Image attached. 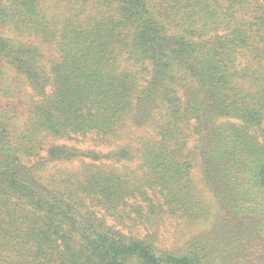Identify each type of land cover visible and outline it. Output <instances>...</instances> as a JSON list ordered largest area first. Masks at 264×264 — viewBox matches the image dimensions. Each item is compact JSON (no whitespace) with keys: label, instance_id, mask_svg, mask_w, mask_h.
I'll return each instance as SVG.
<instances>
[{"label":"trees","instance_id":"trees-1","mask_svg":"<svg viewBox=\"0 0 264 264\" xmlns=\"http://www.w3.org/2000/svg\"><path fill=\"white\" fill-rule=\"evenodd\" d=\"M52 10L0 0V264H264V0Z\"/></svg>","mask_w":264,"mask_h":264},{"label":"rangeland","instance_id":"rangeland-1","mask_svg":"<svg viewBox=\"0 0 264 264\" xmlns=\"http://www.w3.org/2000/svg\"><path fill=\"white\" fill-rule=\"evenodd\" d=\"M57 4H59V0H45V5L48 7L51 11ZM46 58H45V66L47 69L50 68L52 59L55 58V50L46 47L45 50ZM8 78L5 80V83L10 85L13 84L18 88V95H22L28 100L33 99L32 96L34 95L32 93V89L25 84V82L22 80V77L18 74L14 73L12 70H6ZM18 77V78H16ZM16 83V84H15ZM38 100V97H35V101ZM22 106L27 109L28 103H22ZM89 144V143H87ZM198 178L201 179V173L196 174ZM202 200L207 204L208 200H211L209 198V194L204 193L202 195ZM212 209H215V212L218 213L217 205L211 207ZM212 212V210H209ZM213 221V216L211 215L208 220L202 221L197 227L193 226H187L186 223L176 222L173 218H168V220H165V222L160 226L159 236L160 240H162L166 247H169V245H174L177 242L178 243H185V241L189 238V236L194 233L195 231H202L205 230ZM211 222V223H210ZM135 230H141V229H135ZM142 235H145V232L142 230Z\"/></svg>","mask_w":264,"mask_h":264}]
</instances>
